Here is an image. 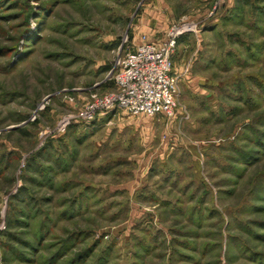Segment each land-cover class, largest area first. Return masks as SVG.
Here are the masks:
<instances>
[{
  "label": "rangeland",
  "instance_id": "374dc122",
  "mask_svg": "<svg viewBox=\"0 0 264 264\" xmlns=\"http://www.w3.org/2000/svg\"><path fill=\"white\" fill-rule=\"evenodd\" d=\"M213 1L0 0V264H264V0ZM174 16L173 118L56 132Z\"/></svg>",
  "mask_w": 264,
  "mask_h": 264
},
{
  "label": "built area",
  "instance_id": "2783aa9c",
  "mask_svg": "<svg viewBox=\"0 0 264 264\" xmlns=\"http://www.w3.org/2000/svg\"><path fill=\"white\" fill-rule=\"evenodd\" d=\"M219 1H213L209 18L216 14ZM166 30L160 42L142 36L138 45L117 60V69L112 75L114 88L102 94L92 93L82 106L57 121L56 132L64 134L72 125L87 126L118 111L131 116L173 118L177 109L178 79L172 72L171 56L179 37L200 29L183 17L171 23ZM4 229L2 223L0 230Z\"/></svg>",
  "mask_w": 264,
  "mask_h": 264
},
{
  "label": "crops",
  "instance_id": "0c3cea01",
  "mask_svg": "<svg viewBox=\"0 0 264 264\" xmlns=\"http://www.w3.org/2000/svg\"><path fill=\"white\" fill-rule=\"evenodd\" d=\"M157 11L158 10H161V9H163L162 8V6L160 7L159 6V4H157V5H155V7H154ZM159 12H161V11H159ZM174 12H176V9L174 8V9H172V8H170L169 6H166V13H174ZM155 17H157L158 16V14L157 13H155V14H153ZM158 18V17H157ZM176 17L174 16L173 17V20H171V21H173L172 23H174L175 21H174V19H175ZM158 19H160V18H158ZM147 22L145 21V19H142V21H140V23L138 24V26L136 27V29H137V31L138 32H141V31H144V30H146V28H147ZM147 40H149V39H147ZM141 42V38L133 45V46H136V45H138L139 43Z\"/></svg>",
  "mask_w": 264,
  "mask_h": 264
},
{
  "label": "trees",
  "instance_id": "16d2710c",
  "mask_svg": "<svg viewBox=\"0 0 264 264\" xmlns=\"http://www.w3.org/2000/svg\"><path fill=\"white\" fill-rule=\"evenodd\" d=\"M179 42V39L177 40V42L176 43H178Z\"/></svg>",
  "mask_w": 264,
  "mask_h": 264
}]
</instances>
